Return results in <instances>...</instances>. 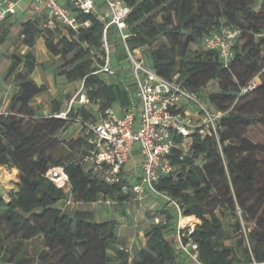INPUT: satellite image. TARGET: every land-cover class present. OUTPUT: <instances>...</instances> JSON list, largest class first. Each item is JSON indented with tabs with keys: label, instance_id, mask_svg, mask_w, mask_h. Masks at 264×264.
I'll return each instance as SVG.
<instances>
[{
	"label": "trees",
	"instance_id": "16d2710c",
	"mask_svg": "<svg viewBox=\"0 0 264 264\" xmlns=\"http://www.w3.org/2000/svg\"><path fill=\"white\" fill-rule=\"evenodd\" d=\"M123 1L131 8L130 48L140 49L159 75L223 113L216 130L203 127L175 136L178 144L190 143L189 151L173 148L169 159L174 169L156 187L177 204L163 198V219L150 224L145 245L131 254L119 242L116 220L97 222L93 213L78 208L67 212L60 202L131 200L122 183L101 179L82 160L94 138L87 124L115 105L128 106L137 88L94 73L104 33V23L96 16H82L91 25L78 32L45 28L40 17L22 22L20 36L29 50L11 57L6 77L15 75L18 91L7 111L0 112V166L20 175L17 190L8 199L0 197V264H189L183 248L189 243L197 246L199 264L264 263V144L249 137L252 128H264V0ZM222 26L240 31L229 67L218 51L204 46L205 37ZM11 31V25L0 28V44ZM40 38L54 56L65 60L57 75L81 81L90 101L89 106H69L66 118L57 116L63 112L58 99L48 115L33 107L48 90L32 78ZM192 45L204 49L192 50ZM258 75L259 86L241 94ZM213 82L217 90L209 91ZM251 94L252 101L243 104ZM74 121L81 124L82 135L62 141L60 134ZM54 167L69 175L68 193L47 177ZM122 174L128 182L126 170ZM188 216L199 223L193 230L179 228L180 218Z\"/></svg>",
	"mask_w": 264,
	"mask_h": 264
},
{
	"label": "built area",
	"instance_id": "2783aa9c",
	"mask_svg": "<svg viewBox=\"0 0 264 264\" xmlns=\"http://www.w3.org/2000/svg\"><path fill=\"white\" fill-rule=\"evenodd\" d=\"M25 1L35 6L32 13L39 14L42 25L48 29L60 27L64 31L78 32L91 25V20H84L82 16H96L104 23V33L103 51L99 55L101 61L94 73L103 75L110 82L121 73L122 76H118L117 80L123 82L127 89L133 85L137 88L132 102L121 107V113L110 108L105 115L99 116L98 121L87 124L88 133L92 132L94 138L90 140L92 148L82 162L88 164L93 174L101 179L109 183H122L123 192L131 195V200L141 208L151 194L177 204L156 187L160 178L174 169L169 159L173 148L181 147L184 152L189 151L190 143L178 144L175 136H188L203 126L209 132V127L216 130L217 121L223 113L213 114L196 94L159 75L141 57L140 49L130 48L128 39L131 33L128 31L127 18L131 8L123 0H0V22L17 14L21 9L20 4ZM113 33L116 34L115 39L122 43L126 56L124 62L127 61L128 67L115 60L117 51L111 40ZM239 33L237 29L222 26L205 37L204 46L218 51L224 66L229 67L235 56L233 47ZM261 82V76H256L241 89V94L253 91ZM81 102L90 104L85 94ZM191 102L196 103L203 114L202 126L196 125L186 112L187 109L183 108L184 104ZM57 116L66 118L67 112ZM206 129L200 132L206 134ZM186 144L189 145L188 150L185 149ZM135 152H138L140 170L126 172L128 182H125L122 173ZM47 177L66 193L70 191L69 175L63 167L52 168ZM66 203L65 207L73 204ZM107 203L114 204L110 201ZM193 247L196 249L197 246ZM183 248L189 252V246Z\"/></svg>",
	"mask_w": 264,
	"mask_h": 264
},
{
	"label": "rangeland",
	"instance_id": "374dc122",
	"mask_svg": "<svg viewBox=\"0 0 264 264\" xmlns=\"http://www.w3.org/2000/svg\"><path fill=\"white\" fill-rule=\"evenodd\" d=\"M28 2H22L20 4L21 8H24ZM39 17V14L30 13L28 14L19 13L11 16L7 21L0 24V28L3 25H11L12 31L8 37V40L5 44H0V112L7 111L13 96L18 91V85L15 81V75L6 77L7 70L10 66L11 57L14 54L24 55L26 54L28 48L24 45L22 38L20 36V28L21 23L30 19H36ZM116 34H111V40L113 45L116 48L115 60L117 62H121V60L125 61V50L122 48V43L117 41L115 38ZM163 40V39H162ZM161 40V41H162ZM118 46L120 47L118 50ZM204 49L203 45H192V50ZM36 54L38 60L41 61L37 72L34 77L37 79V83L42 82L46 84L48 90L38 97L33 103V107L38 110L40 114L48 115L52 108V102L55 99L60 100L63 103L62 111L63 113L67 112V109L73 103V106H82L88 105V103L81 102V98L85 90L83 89V83L81 81H68L64 76L57 75V68L64 64L65 60L54 56L44 45L43 39H39L37 46L35 47ZM141 57H143L147 61V57L144 53H142ZM148 62V61H147ZM118 64V63H117ZM116 64V65H117ZM119 65V64H118ZM127 66V61L125 62ZM128 67V66H127ZM20 71V70H19ZM122 74L120 73L118 76L120 77ZM117 76V77H118ZM112 79L111 81L117 80ZM33 78V75H32ZM34 79V78H33ZM129 81L131 78L128 79ZM218 84L217 82L211 83L209 86V91L217 90ZM255 94L249 95L243 104H247V102L252 101ZM203 102L208 106L209 110L214 114L216 110L214 106L209 103L206 98L203 99ZM187 106H191L197 115H190L193 122L196 125L202 126L203 124V114L200 112L198 105L194 102L184 104V109H187ZM262 105H259V110ZM119 105H115L114 109L118 111ZM251 107H245L244 110L247 111ZM96 107H90V110L95 113ZM249 111V110H248ZM121 113V112H119ZM99 116V114H98ZM205 127V126H203ZM206 128V127H205ZM210 128V127H209ZM82 135V126L79 122L74 121L68 130L62 132L60 134V138L63 141H70L72 139H76ZM249 137L252 141L263 143L264 144V128L263 127H254L249 132ZM189 145H185V149L188 150ZM199 163H203V160H198ZM140 163L138 158V152L134 153L133 158L127 163L126 172L132 173L134 170H140ZM86 170L89 169L88 164L83 165ZM135 173V172H134ZM20 181L19 171L9 170L6 167L0 166V197L8 199L9 195L16 191L18 188V183ZM66 202H62L60 206L65 207ZM126 207L120 208L119 205H114L111 203H107L106 201H100L98 203H89L82 204L78 207H74V204L70 205L65 210L67 212L73 211L78 208L87 212H91L94 214L95 220L97 222H104L107 220L114 219L116 213L119 215L125 213L126 217L123 222L119 223V231L118 234L120 236L119 242L125 247L131 254L136 249L143 247L146 243L144 240L146 231L148 230L150 224L153 221L158 222L163 219L162 215H159L160 210L164 204L163 197L151 194L149 197L145 199L144 206H142V210H138L139 204L135 201L129 200L126 203ZM138 205V207L135 206ZM159 216V218H156ZM156 218V219H155ZM183 218V217H182ZM182 218H180L179 228H189L193 230L199 220L194 217V221L188 223H182ZM247 223L244 221V229L246 230ZM145 242V243H144ZM189 264H199L197 260V254L193 247V244L189 243ZM193 250V251H192ZM112 253V252H111Z\"/></svg>",
	"mask_w": 264,
	"mask_h": 264
},
{
	"label": "crops",
	"instance_id": "0c3cea01",
	"mask_svg": "<svg viewBox=\"0 0 264 264\" xmlns=\"http://www.w3.org/2000/svg\"><path fill=\"white\" fill-rule=\"evenodd\" d=\"M34 5H32V4H30V3H28L24 8H21L19 11H21V13H25V14H28V16H29V14L30 13H32V11L34 12ZM19 11H18V13H19ZM28 20H29V18H28ZM27 21V20H26ZM40 39H43V41H44V45H45V39L44 38H40ZM39 41V40H38ZM38 41H37V44H38ZM37 44H36V46H37ZM27 47V46H26ZM28 48V47H27ZM120 47L118 46V48H117V50L119 49ZM28 50H29V48H28ZM27 50V51H28ZM40 63H41V61H39L38 60V67H37V69L35 70V72L33 73V78H34V80H36L37 81V79L34 77V75H35V73L37 72V70H38V68H39V65H40ZM121 64H125V62H123L122 60H121V62H120ZM122 65V66H123ZM38 84L39 85H41V84H43L42 82H38ZM40 97V96H39ZM118 110V112H120V110H121V106H119V108L117 109ZM186 112L188 113V114H192L193 116H195V115H197V112H195L194 110H193V108L191 107V106H187V110H186ZM136 153V152H135ZM132 158H133V156H132ZM129 201H127V202H124V203H121V204H114V205H119V207L120 208H124V207H126V203H128ZM62 202H60V204H61ZM64 203V202H63ZM98 203V202H97ZM79 205H82V204H74V207H78ZM135 206L136 207H138V205H136L135 204ZM138 210H142L141 208H140V205H139V208H138ZM122 213L123 214H121V215H119L118 216V214L116 213V216H115V220L118 222V223H121V222H123V220H124V218L126 217V215H125V213L122 211ZM144 240H146V238H144ZM145 243V242H144Z\"/></svg>",
	"mask_w": 264,
	"mask_h": 264
},
{
	"label": "bare ground",
	"instance_id": "6f19581e",
	"mask_svg": "<svg viewBox=\"0 0 264 264\" xmlns=\"http://www.w3.org/2000/svg\"><path fill=\"white\" fill-rule=\"evenodd\" d=\"M194 221V217L193 216H188V217H183L182 218V223H188V222H192Z\"/></svg>",
	"mask_w": 264,
	"mask_h": 264
}]
</instances>
